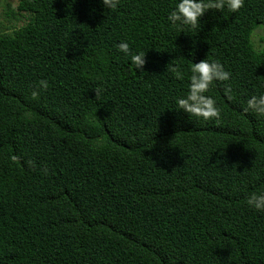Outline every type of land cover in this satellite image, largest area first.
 <instances>
[{
	"label": "trees",
	"instance_id": "trees-1",
	"mask_svg": "<svg viewBox=\"0 0 264 264\" xmlns=\"http://www.w3.org/2000/svg\"><path fill=\"white\" fill-rule=\"evenodd\" d=\"M176 3L19 0L29 21L0 32V264H264L247 205L264 194V117L243 111L264 94V0L196 29L168 21ZM206 58L232 73L231 100L208 93L219 123L175 110Z\"/></svg>",
	"mask_w": 264,
	"mask_h": 264
},
{
	"label": "clouds",
	"instance_id": "clouds-1",
	"mask_svg": "<svg viewBox=\"0 0 264 264\" xmlns=\"http://www.w3.org/2000/svg\"><path fill=\"white\" fill-rule=\"evenodd\" d=\"M104 9L109 11L119 7L120 0H99ZM245 0H177L174 9L167 19L176 27L188 26L192 29L198 28L201 23L200 18L208 10H218L224 12L227 8L232 13L238 12L244 6ZM117 49L123 56L129 58V71L139 70L143 72L146 63V52L133 53L130 44L122 41L117 45ZM192 54V53H190ZM176 77L183 79V74L174 69ZM190 82L186 95L178 97L176 109L188 114L189 117L203 119L204 121L214 120L217 123L221 120V108L216 99L208 93L214 84H225L224 93L228 99H232L233 90L229 82L232 73L225 69L224 65L218 61H209L207 58L198 63H193L190 68ZM49 87L47 80H40L37 90L32 92L33 98L39 95L40 90ZM96 96H97V90ZM245 113H252L264 117V94L252 95L243 107ZM247 205L257 212L264 213V194H252L247 199Z\"/></svg>",
	"mask_w": 264,
	"mask_h": 264
},
{
	"label": "rangeland",
	"instance_id": "rangeland-1",
	"mask_svg": "<svg viewBox=\"0 0 264 264\" xmlns=\"http://www.w3.org/2000/svg\"><path fill=\"white\" fill-rule=\"evenodd\" d=\"M18 4L19 0H0V32H11L13 28L21 27L29 21L30 16L28 14L17 11ZM252 39L255 47L259 51H263L264 27L259 28L252 35Z\"/></svg>",
	"mask_w": 264,
	"mask_h": 264
}]
</instances>
